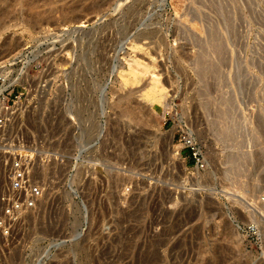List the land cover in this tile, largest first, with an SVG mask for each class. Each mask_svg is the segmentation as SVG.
<instances>
[{
    "label": "rangeland",
    "instance_id": "1",
    "mask_svg": "<svg viewBox=\"0 0 264 264\" xmlns=\"http://www.w3.org/2000/svg\"><path fill=\"white\" fill-rule=\"evenodd\" d=\"M207 1L0 0V194L45 187L0 264H264V0Z\"/></svg>",
    "mask_w": 264,
    "mask_h": 264
},
{
    "label": "built area",
    "instance_id": "2",
    "mask_svg": "<svg viewBox=\"0 0 264 264\" xmlns=\"http://www.w3.org/2000/svg\"><path fill=\"white\" fill-rule=\"evenodd\" d=\"M5 85L8 88L4 90ZM15 91V87L9 86L6 76L0 77V129H5L10 123L11 110L18 103L22 105L23 93ZM36 161V151L24 148L16 151L6 164L8 183L0 194V230L7 235L20 221L39 209L45 200V187L38 179Z\"/></svg>",
    "mask_w": 264,
    "mask_h": 264
},
{
    "label": "bare ground",
    "instance_id": "3",
    "mask_svg": "<svg viewBox=\"0 0 264 264\" xmlns=\"http://www.w3.org/2000/svg\"><path fill=\"white\" fill-rule=\"evenodd\" d=\"M58 1V0H57ZM209 1V0H208ZM207 1V2H208ZM50 2V1H49ZM10 3V2H9ZM7 8V7H6ZM4 9V8H3ZM48 10V9H47ZM29 11V10H28ZM36 11V10H35ZM39 12V11H38ZM53 12V11H52ZM3 14V13H2ZM34 20V19H33ZM145 37L147 36V34H145L144 35ZM198 66V65H197ZM201 66V65H200ZM207 69V68H206ZM205 71V70H204ZM130 74L134 77V79H127L126 80V82H125V84H127V83H135L136 82V80H135V78H136V76H138L136 73H134V72H130ZM127 76V75H126ZM137 79V78H136ZM159 82H157L156 84H153V87L151 88V90L149 91V92H147V94H146V97L148 98V100H152V101H158L161 97H162V91L160 90V88H159V84H158ZM133 102V101H132ZM137 104V103H136ZM13 110V109H12ZM120 111V110H119ZM13 112H15V111H13ZM139 118H140V116H139ZM226 130V129H225ZM115 132V131H114ZM173 148H174V155H173V157L174 158H179V155H180V151H178V149H177V147H175V146H173ZM168 198V197H167ZM45 201V200H44ZM61 212L62 211H60V214H61ZM59 214V215H60ZM62 215V219L60 218L59 220H58V222L54 225V226H60V224L61 223H63V221H64V216H63V214H61ZM60 217V216H59Z\"/></svg>",
    "mask_w": 264,
    "mask_h": 264
}]
</instances>
